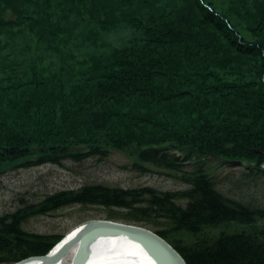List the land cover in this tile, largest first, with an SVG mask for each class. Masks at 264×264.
Masks as SVG:
<instances>
[{
    "label": "trees",
    "instance_id": "obj_1",
    "mask_svg": "<svg viewBox=\"0 0 264 264\" xmlns=\"http://www.w3.org/2000/svg\"><path fill=\"white\" fill-rule=\"evenodd\" d=\"M227 3L0 0V175L104 160L112 150L137 156L144 173L151 164L188 174L208 154L264 175V0ZM119 31L129 40L105 37ZM189 175L185 190L87 184L5 213L0 264L48 255L66 235L24 226L74 207L104 213L76 227L100 219L145 227L188 264H264V227L202 235L232 222L253 227L264 209L227 197L202 168ZM182 232L195 238L176 239Z\"/></svg>",
    "mask_w": 264,
    "mask_h": 264
},
{
    "label": "rangeland",
    "instance_id": "obj_2",
    "mask_svg": "<svg viewBox=\"0 0 264 264\" xmlns=\"http://www.w3.org/2000/svg\"><path fill=\"white\" fill-rule=\"evenodd\" d=\"M214 1L219 9L228 5L227 0ZM130 33L119 31L105 37L114 45L122 44L129 40ZM0 45L4 46L2 43ZM6 53L7 51H0V55ZM137 161H139L137 156L130 152L112 150L110 156L104 160L91 158L84 162L66 161L59 166L10 168L0 175V216L14 212L22 205L40 202L49 194L77 189L87 184H103L126 189L153 187L161 192L185 190L190 187L186 181L190 179L189 173L201 168L213 179L216 188L227 197L251 208L264 209V175L258 174L257 171L250 172V169L254 168L252 162H237L208 154L196 155L195 160L184 169L187 174L157 168L151 164L145 165L149 171L144 173L134 166ZM103 215V211L97 207L67 208L50 216L32 219L24 229L31 233L66 235L80 221L102 218ZM255 227H264V221L259 220L253 227L237 222L206 227L202 235L212 237L221 233L251 231ZM194 238L195 236L185 232L176 235V239L186 241ZM73 256L74 254L70 253L65 259V264H71Z\"/></svg>",
    "mask_w": 264,
    "mask_h": 264
},
{
    "label": "water",
    "instance_id": "obj_3",
    "mask_svg": "<svg viewBox=\"0 0 264 264\" xmlns=\"http://www.w3.org/2000/svg\"><path fill=\"white\" fill-rule=\"evenodd\" d=\"M76 233L77 235L61 248L52 263H61L70 253L76 250L71 264H85L87 249L92 240L101 237L119 236L139 245L155 264H188L181 253L167 240L154 231L138 225L101 219L92 220L80 226ZM48 258L49 254L30 257L26 260L37 259L47 263ZM26 260L15 264H21Z\"/></svg>",
    "mask_w": 264,
    "mask_h": 264
},
{
    "label": "bare ground",
    "instance_id": "obj_4",
    "mask_svg": "<svg viewBox=\"0 0 264 264\" xmlns=\"http://www.w3.org/2000/svg\"><path fill=\"white\" fill-rule=\"evenodd\" d=\"M82 226V225H80ZM76 227L53 248L49 253L47 263H43L37 259H30L21 264H65V260L61 263H52L63 246L69 243L76 235ZM72 252V254L75 253ZM72 263V262H71ZM85 264H155L140 248L139 245L133 243L123 237L110 236L94 239L89 243L87 249V261Z\"/></svg>",
    "mask_w": 264,
    "mask_h": 264
}]
</instances>
